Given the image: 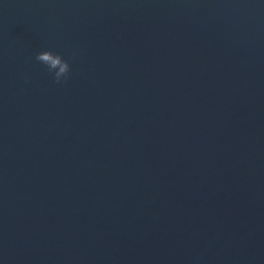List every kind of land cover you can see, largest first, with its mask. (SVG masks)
Listing matches in <instances>:
<instances>
[{
    "label": "water",
    "instance_id": "water-1",
    "mask_svg": "<svg viewBox=\"0 0 264 264\" xmlns=\"http://www.w3.org/2000/svg\"><path fill=\"white\" fill-rule=\"evenodd\" d=\"M0 264H264V0H0Z\"/></svg>",
    "mask_w": 264,
    "mask_h": 264
},
{
    "label": "clouds",
    "instance_id": "clouds-1",
    "mask_svg": "<svg viewBox=\"0 0 264 264\" xmlns=\"http://www.w3.org/2000/svg\"><path fill=\"white\" fill-rule=\"evenodd\" d=\"M73 58H75V53H73ZM35 59L46 66L48 73L53 76L56 84L68 80L71 73V65L60 53L53 52L52 50H45L39 52Z\"/></svg>",
    "mask_w": 264,
    "mask_h": 264
}]
</instances>
